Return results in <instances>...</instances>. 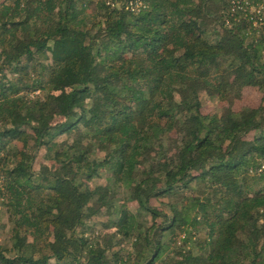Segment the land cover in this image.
<instances>
[{"label": "trees", "instance_id": "trees-1", "mask_svg": "<svg viewBox=\"0 0 264 264\" xmlns=\"http://www.w3.org/2000/svg\"><path fill=\"white\" fill-rule=\"evenodd\" d=\"M132 1L0 0V264H264V25Z\"/></svg>", "mask_w": 264, "mask_h": 264}, {"label": "built area", "instance_id": "built-area-1", "mask_svg": "<svg viewBox=\"0 0 264 264\" xmlns=\"http://www.w3.org/2000/svg\"><path fill=\"white\" fill-rule=\"evenodd\" d=\"M119 0H109V3H112V5L118 4ZM232 12L241 11L244 13V18L249 19L253 24V30H258L261 26L264 25V17H263V11L261 6H252L249 7V4L246 0H231ZM248 7H247V5ZM143 4L139 0L132 1L127 5V8H130L131 10L135 11L142 7ZM248 10L251 11V14L248 13Z\"/></svg>", "mask_w": 264, "mask_h": 264}, {"label": "rangeland", "instance_id": "rangeland-1", "mask_svg": "<svg viewBox=\"0 0 264 264\" xmlns=\"http://www.w3.org/2000/svg\"><path fill=\"white\" fill-rule=\"evenodd\" d=\"M262 98L263 95L261 91H259L256 88H249L243 92L242 100L237 101L235 106L236 108H240L241 106L244 105H250L256 107L262 103ZM209 100L207 101L205 100V101L212 107L217 105L218 103V100H212V99ZM6 223H7L6 217L0 215V240H5L8 236L7 229L3 228V225H5Z\"/></svg>", "mask_w": 264, "mask_h": 264}]
</instances>
